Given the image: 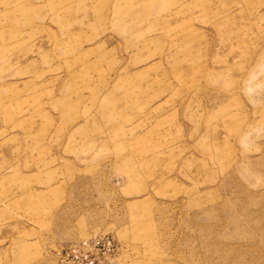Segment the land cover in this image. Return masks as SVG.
Segmentation results:
<instances>
[{
  "label": "rangeland",
  "instance_id": "obj_1",
  "mask_svg": "<svg viewBox=\"0 0 264 264\" xmlns=\"http://www.w3.org/2000/svg\"><path fill=\"white\" fill-rule=\"evenodd\" d=\"M0 264H264V0H0Z\"/></svg>",
  "mask_w": 264,
  "mask_h": 264
}]
</instances>
